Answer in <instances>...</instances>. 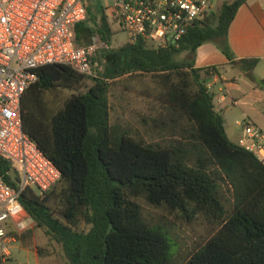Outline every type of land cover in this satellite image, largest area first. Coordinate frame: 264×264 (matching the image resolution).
Returning a JSON list of instances; mask_svg holds the SVG:
<instances>
[{
    "label": "trees",
    "instance_id": "obj_1",
    "mask_svg": "<svg viewBox=\"0 0 264 264\" xmlns=\"http://www.w3.org/2000/svg\"><path fill=\"white\" fill-rule=\"evenodd\" d=\"M101 0H88L86 21L76 26L79 46L98 35L112 41L114 31ZM248 0H227L187 32L179 48L127 42L96 56L97 76L47 65L23 100L25 132L61 172L59 182L40 194L28 187L20 201L36 228L59 244L62 264H178L169 233L150 223L139 199L190 220L216 227L206 244L182 264H264V165L233 142L214 104V93L195 68L200 46L213 43L251 75L258 59H236L229 28ZM190 52V60H179ZM215 68H209V70ZM150 75L146 89L152 106L137 113L148 132L171 133L167 145L139 138L113 125L112 82ZM92 85L60 109L49 94ZM10 165L0 158V173L13 187ZM227 186L233 207L225 206ZM32 227L18 236H33Z\"/></svg>",
    "mask_w": 264,
    "mask_h": 264
},
{
    "label": "built area",
    "instance_id": "obj_2",
    "mask_svg": "<svg viewBox=\"0 0 264 264\" xmlns=\"http://www.w3.org/2000/svg\"><path fill=\"white\" fill-rule=\"evenodd\" d=\"M105 12L128 42L155 48H179L188 30L227 0H106ZM88 0H0V158L9 162L10 185L0 173V264H25L17 257L18 236L33 225L20 201L28 188L40 194L52 189L61 172L24 129L23 100L37 80V70L61 64L80 74L97 76L96 56L112 41L93 36L79 46L76 26L87 20ZM237 144L264 165V127L249 118L239 123Z\"/></svg>",
    "mask_w": 264,
    "mask_h": 264
},
{
    "label": "rangeland",
    "instance_id": "obj_3",
    "mask_svg": "<svg viewBox=\"0 0 264 264\" xmlns=\"http://www.w3.org/2000/svg\"><path fill=\"white\" fill-rule=\"evenodd\" d=\"M102 5H106V0L100 1ZM112 3V0H110ZM220 6L216 7V12ZM114 35L112 38L113 48L123 46L128 42V34L118 31L117 27H113ZM213 44V43H212ZM190 60V52H183L179 60ZM92 85L91 80H87L82 86L64 90L58 93L49 94L47 101L53 104L56 109H60L64 102L74 94L85 92ZM208 85V83H207ZM155 86L151 82L150 75L137 74L127 76L121 80L112 82V119L113 125H121L125 129L132 132L139 138H144L150 142H156L161 145H167L173 141L171 133L162 131L161 129L148 132L141 120L138 119L137 113L148 114L151 104V98L148 94H144L146 89ZM209 88V87H208ZM210 89V88H209ZM225 198V206L228 211L233 207V198L231 191L227 186L222 188ZM139 203L143 207L146 219L152 223L162 226L171 239L175 259L178 264H182L189 259L197 250L203 247L207 240L215 233L216 227L208 222L198 219L190 221L184 219L175 213L169 212L164 207H154L148 204L144 199H139ZM33 236L26 240L17 239L14 244V250L17 257L25 264H62L66 259L62 247L52 242L46 235L45 230L32 225Z\"/></svg>",
    "mask_w": 264,
    "mask_h": 264
},
{
    "label": "crops",
    "instance_id": "obj_4",
    "mask_svg": "<svg viewBox=\"0 0 264 264\" xmlns=\"http://www.w3.org/2000/svg\"><path fill=\"white\" fill-rule=\"evenodd\" d=\"M236 59H258L252 74L242 71L212 43L200 46L193 58L214 93V104L225 121L229 138L237 143L246 118L264 127V0L243 4L229 28ZM209 68H215L206 72Z\"/></svg>",
    "mask_w": 264,
    "mask_h": 264
}]
</instances>
